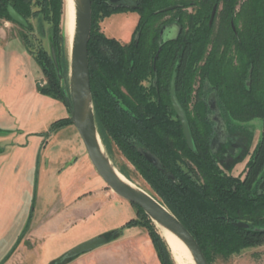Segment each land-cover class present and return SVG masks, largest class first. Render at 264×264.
I'll list each match as a JSON object with an SVG mask.
<instances>
[{
	"label": "trees",
	"instance_id": "trees-1",
	"mask_svg": "<svg viewBox=\"0 0 264 264\" xmlns=\"http://www.w3.org/2000/svg\"><path fill=\"white\" fill-rule=\"evenodd\" d=\"M114 1L92 0L88 46L94 111L103 145L107 150L111 142L118 147L196 238L210 264L217 255L228 256L261 242L264 125L245 176L227 174L211 147L216 135L209 100L216 101L225 120L261 119L264 123V0H136L140 37L129 45L101 32L105 18L135 11ZM10 5L28 22L24 28L31 29L30 20L39 13L53 24L58 67L43 48L34 53L27 36L21 39L48 78L49 85L40 93L65 103L68 59L60 28L64 0H0V19L18 24L9 15ZM167 16L171 18L162 27L175 23L179 34L161 42L156 24ZM174 75L195 151L172 106ZM150 78L156 86L145 87L143 81ZM68 125H73L71 118L57 120L47 135ZM145 153L160 165L148 160ZM138 212L140 219L104 237L117 239L125 228L142 226L148 230L161 264H173L171 251L153 221L142 209ZM238 222L249 228L236 227ZM28 229L29 225L0 264L8 261Z\"/></svg>",
	"mask_w": 264,
	"mask_h": 264
},
{
	"label": "rangeland",
	"instance_id": "rangeland-1",
	"mask_svg": "<svg viewBox=\"0 0 264 264\" xmlns=\"http://www.w3.org/2000/svg\"><path fill=\"white\" fill-rule=\"evenodd\" d=\"M65 1L66 0H64L63 15L61 18L60 28L61 36H64L66 41V43L64 44V48L66 50V56L68 59V71L64 80V88L66 92L69 93L70 46L64 23ZM38 8L39 7H37L36 10L39 11ZM137 18L138 14L133 12L117 14L110 19L111 24L104 21L101 24V29L103 30V32H109L110 34L113 33V37H116L118 39L119 37L123 38V36H128L129 38L131 32L134 30ZM170 18L171 16H167L162 20V22H165V20H168ZM30 23L32 25V28L28 29L9 21L5 22L0 20V38H2L3 44V48L2 50H0V75L5 76L15 73L20 70V67L24 64L23 59H21V56L19 57V55H25V53H29L30 50L28 51V49L22 42L21 37L23 36H27L30 44V49L34 51V53H37L41 48H43V50L52 55L53 49L55 50L53 37L54 27L49 20L44 18V14L39 13L37 17L30 20ZM167 29H171V31H164L165 34L164 36H162V38L165 37L167 40L171 37L178 36L179 27L175 24L168 26ZM128 38L126 40H128ZM15 56H18L19 58H15ZM40 75V81L38 84L39 92L40 89L49 85L48 78L43 73L41 67ZM26 83H28L27 79ZM10 85L11 83L10 81H8L7 86L9 89H7V94L4 99L5 102L0 97V127L2 129H5H0V140L3 139L4 136H6L10 138L8 139V143L13 142V144L9 145L0 143V154L4 152V149H6V147L8 149L4 154H10L9 156H7L6 161H0V247H4V245L6 246L12 242V240L15 238V234L20 228L19 222L23 221L24 225H22V228L26 229V227L30 224V217L34 212V208L36 206L38 218L40 219L42 216H44L47 210H50L52 208V204L54 200H56L53 194L49 192L51 191L53 180H48V186L47 184H44L45 182L43 178L38 179V173L37 169H35V165L34 167H32L30 159H27V161L24 160L28 155L29 158L33 156V159H37L38 150L36 143H39V140L36 135L30 137V144L29 146H27V150L25 151L23 150L25 147H19L20 144H18L20 138L19 134H21L19 132L23 131L24 129L28 132L33 131L37 126V119L35 118L36 120L31 122L28 119L31 113H28L27 115L26 113H21L20 115L19 106L15 107L14 105L15 108L12 109L13 104L11 105V102H13V100L17 101L19 99V93L14 92ZM19 115L21 117L20 120H16V116L19 117ZM22 118L24 119L22 120ZM210 118L213 122L214 120L217 121L220 127L219 131L223 136L225 135L224 139L226 138V136L228 137L227 139L229 143L227 142L225 148L221 150V155H219L218 157L222 168L227 174H231L236 177L241 176L243 178L246 174L245 171L247 162H249L261 139L264 125L263 121L261 119H256L248 122H238L235 120L228 121L225 120V118H223V116L221 115L219 107L216 112H211ZM10 128H12V130H20L18 132L19 134H17V136L15 134L12 135V130ZM50 128L51 126L49 127V129ZM48 131L46 133H40L37 135L44 136L46 134L45 136H47ZM15 143L17 145H14ZM105 150L110 157L113 165L120 171H123L128 176V179L153 194V191L151 190L147 182L142 178L136 168L124 157V155L113 142L110 143V149L107 150L105 148ZM58 201L55 203V207ZM123 204L124 207H120L122 216L120 218V224L118 226L119 228H122L127 222L133 219L141 218L137 207L124 200ZM127 214H129L130 216L122 225V219H124ZM154 225L155 229L161 236L159 228L155 223ZM23 231L19 233L20 235H17L18 237L16 236V242H18V240L20 239ZM124 233L126 238H128V240L124 243L120 242L111 244V242L116 239H108L107 243L99 248H113L115 250L122 248L123 251H127L128 253L130 252L129 258L125 255L119 256V254L122 255V253L118 252V254L116 252L118 255L117 260H119V262H117L118 264H126V261H128L129 264H139L138 261L140 260H145V264H161L159 258L158 260H156V257L154 256V253H156V251L146 228L142 226L125 228L118 238H120ZM26 234L23 236V238L26 236ZM134 250L135 253L133 252ZM36 251L37 250L30 252L27 251V256L15 258L12 264H50L54 260L59 258L58 257L50 261V258L48 256H45V251L42 252V249L39 250L41 254L39 252L36 253ZM85 256H88V254ZM75 259L68 260L63 264H70ZM172 262L173 264H176L173 258ZM90 264L102 263H100L99 260L98 262L92 261V263ZM211 264H264V239L252 246L245 247L237 253L230 254L228 256L217 255L214 257Z\"/></svg>",
	"mask_w": 264,
	"mask_h": 264
},
{
	"label": "crops",
	"instance_id": "crops-1",
	"mask_svg": "<svg viewBox=\"0 0 264 264\" xmlns=\"http://www.w3.org/2000/svg\"><path fill=\"white\" fill-rule=\"evenodd\" d=\"M0 20L6 22V20ZM2 48V38H0V50ZM25 55H19L24 62L20 70L10 75H0V97L5 102L7 89H9L7 82L10 81L12 90L19 93V99L11 102V105L13 104L12 109L19 106L20 115L21 113H26V115L31 113L28 119L31 122L37 119V126L33 131L10 129L12 135L17 136L21 133L19 134V141L18 138L17 141L20 144L19 147H25L22 148L25 151L30 144V137L34 135L38 137L39 143H36L37 159H33V156L29 158L28 155L24 160L30 159L32 167L35 165V169H37L38 179L43 178L44 184L48 186V180H53L49 192L53 194L56 200H54L52 208L47 210L40 219L37 214V206L34 208L26 236L5 264H12L17 257L27 256V251L37 250L36 253H40L39 250L41 249L42 252L45 251V256H48L52 261L81 243L119 228L122 216L120 207H124L123 199L106 185L95 170L74 125L65 126L47 136H45L46 134L44 136L37 135L46 133L57 120L70 118V113L63 102L43 95L38 91L41 76L40 67L30 53L26 52ZM19 57L15 56V58ZM26 79L30 84L26 83ZM20 115L19 117L16 116V120H20ZM0 129L5 130L1 127ZM8 139L10 138L4 136L0 143L4 145L13 144V142L8 143ZM16 143L14 145H17ZM7 149L6 147L4 152L0 154V161H6L7 156L10 155L4 154ZM129 216L127 214L122 219V225ZM19 225L20 228L12 242L0 247V262L10 253L9 251L17 241L16 236L23 231V221L19 222ZM127 240L128 238L124 233L120 238L112 241L111 244L124 243ZM116 252L122 253V255L118 253L119 256L130 257V252L123 251L122 248L117 250L98 248L87 253L88 256H85L87 254L79 256L70 264H90L92 261L98 262L99 260L102 264H118L119 260H117L118 255ZM133 252L135 253V250ZM154 256L158 260L157 253H154ZM126 262V264H129L128 261ZM138 263L145 264V260H140Z\"/></svg>",
	"mask_w": 264,
	"mask_h": 264
},
{
	"label": "water",
	"instance_id": "water-1",
	"mask_svg": "<svg viewBox=\"0 0 264 264\" xmlns=\"http://www.w3.org/2000/svg\"><path fill=\"white\" fill-rule=\"evenodd\" d=\"M75 3V29L70 47L69 77L70 89L65 94V104L69 110L70 118L77 129L88 154V157L97 173L106 185L120 198L142 209L145 214L157 225L162 226L190 250L196 264H210L196 238L166 204L154 193L152 194L137 184L125 182L120 178L110 157L102 149V139L99 133L94 111L90 65L89 41L92 33V0H74ZM11 19L19 25L26 27L28 22L13 6H8ZM217 6L214 7L211 22L215 19ZM166 41V39H165ZM53 60L58 67L57 53L53 49ZM172 106L182 124L185 139L189 147L195 151L196 145L189 124L188 116L181 105L176 92V75L171 84ZM104 146V145H103ZM148 160L156 165L159 161L149 153H145ZM264 186V181L261 188ZM236 227L249 228L244 222L235 223ZM264 231V230H263ZM162 236V235H161ZM107 243L104 235L79 244L69 252L54 260L53 264H63L85 253L92 252ZM50 263V264H52Z\"/></svg>",
	"mask_w": 264,
	"mask_h": 264
},
{
	"label": "flooded vegetation",
	"instance_id": "flooded-vegetation-1",
	"mask_svg": "<svg viewBox=\"0 0 264 264\" xmlns=\"http://www.w3.org/2000/svg\"><path fill=\"white\" fill-rule=\"evenodd\" d=\"M116 4H120V5H124V6H127V7H129V8H132L133 10H135V11H126V12H121V13H128V12H133V13H136V14H138V18H137V21H136V24H135V27H134V30L131 32V34H130V36H129V38H128V36H126V37H124L123 36V38H120L119 37V39L118 38H116V37H113L114 35H113V33H109V32H103V30L101 29V32L103 33V34H105L108 38H114V39H116L119 43H121L122 45H129L130 43H132L134 40H138L139 39V37H140V33H137V26H138V23H139V21H140V14H139V12L136 10L137 9V1L136 0H115L114 1ZM121 13H117V14H121ZM117 14H113L112 16H110V17H108V18H105L103 21H101V23H100V28H101V24L104 22V21H106L107 23H110L111 21H110V19L114 16V15H117ZM165 21H167V20H165ZM105 22V23H106ZM111 24V23H110ZM173 24H175V23H173ZM173 24H165L163 27H162V19L156 24V27L159 29V39L161 40V42H162V36H164V34H165V32L164 31H166L167 30V32L168 31H171V29L170 30H168L167 29V27L168 26H170V25H173ZM176 26H177V24H175ZM21 26V25H20ZM164 29V30H163ZM110 31H111V29H110ZM162 31H163V33H162ZM177 36H174V37H171L170 39H174V38H176ZM128 38V40H126ZM164 38V40L166 39L165 37H163ZM126 40V41H125ZM167 40H169V39H167ZM154 68H155V66H154ZM143 85L145 86V87H150V86H156V83H155V80L154 79H148V80H145V81H143ZM210 101V108H211V110H212V112H216V110L218 109V106H217V104H216V101L214 100V99H210L209 100ZM214 122H215V135H216V138H215V140H214V142L211 144V147H212V150H213V152L215 153V154H217V156L219 157V155H221V150L223 149V148H225V146H226V144H227V142H228V137L226 136V138L224 139V136L221 134V132L219 131V125H218V123H217V121L216 120H214ZM224 140V141H223ZM229 143V142H228ZM250 160H251V158H250ZM249 160V161H250ZM248 163L249 162H247V165H246V171L248 170L247 168H248ZM246 171H245V173H246ZM264 181V180H263ZM263 183V182H262ZM262 185V184H261ZM264 187V186H263Z\"/></svg>",
	"mask_w": 264,
	"mask_h": 264
},
{
	"label": "bare ground",
	"instance_id": "bare-ground-1",
	"mask_svg": "<svg viewBox=\"0 0 264 264\" xmlns=\"http://www.w3.org/2000/svg\"><path fill=\"white\" fill-rule=\"evenodd\" d=\"M64 23H65V29L68 36V42L69 46H72V40L74 35V29H75V3L74 0H66L65 1V16H64ZM103 151L106 153L105 147L102 145ZM116 171L120 178L128 183H134L128 179L118 168H116ZM138 185V184H137ZM157 227L160 230V233L163 237V239L166 241L171 254L172 258L174 259L176 264H196L194 261V258L190 252V250L187 248V246L180 241L176 236H174L172 233H170L168 230L163 228L160 225H157Z\"/></svg>",
	"mask_w": 264,
	"mask_h": 264
}]
</instances>
